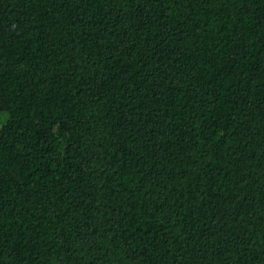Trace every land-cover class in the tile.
<instances>
[{"label": "trees", "instance_id": "16d2710c", "mask_svg": "<svg viewBox=\"0 0 264 264\" xmlns=\"http://www.w3.org/2000/svg\"><path fill=\"white\" fill-rule=\"evenodd\" d=\"M0 264H264V0H0Z\"/></svg>", "mask_w": 264, "mask_h": 264}]
</instances>
